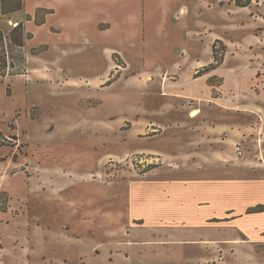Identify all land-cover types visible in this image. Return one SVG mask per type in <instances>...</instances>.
<instances>
[{"label": "rangeland", "instance_id": "rangeland-1", "mask_svg": "<svg viewBox=\"0 0 264 264\" xmlns=\"http://www.w3.org/2000/svg\"><path fill=\"white\" fill-rule=\"evenodd\" d=\"M22 1L0 0V28L8 38L19 23L16 17ZM207 3L209 9L203 2L202 9L209 11L203 14L210 24L224 22L230 27L232 21L239 22L242 39L226 43L211 36L204 53L207 66L194 75L168 77L182 91L194 79L206 88L200 99L195 98L200 100L201 114L191 127L178 120H190L188 111L194 100L177 96L184 99L175 101L183 108L170 109L166 107L172 99L168 92L144 77L121 78L102 90L75 85L76 80L92 77L103 66L102 60L83 58L75 66L65 63L61 74L39 70L30 74L29 66H45L44 61L29 59L45 47L32 44L33 34L29 37L25 28L26 50H21L26 66L21 73L0 76V184L5 186L0 189L1 211H9L11 198L19 197L28 182L41 185L45 177L54 175L42 166H68L55 173L62 184L69 177L60 173L70 176L71 169L78 172L71 173L69 181L82 178L122 186L132 199L125 221L131 229L129 242L102 245L115 250L111 261L94 254L92 248L68 251L59 246L44 250L48 252L41 257L33 256L31 264H60L59 255L64 252L71 257L81 253L85 264H252L242 256L249 251L247 244L225 239L264 231V212H249L257 202H264V0ZM191 47L196 49L195 44ZM197 47L203 50L202 45ZM213 64L217 66L212 68ZM205 118L224 122V127L217 130L209 123L205 134L210 138L200 137ZM153 121L166 122L164 131ZM197 122L200 127L195 128ZM221 150L228 165L214 155ZM96 213L94 223L102 225ZM72 228L70 223L63 226L66 232ZM171 235L180 242L169 241ZM206 239L219 244H206ZM126 256L129 259L124 262ZM254 256L264 263V250ZM71 259L72 264H79L78 257Z\"/></svg>", "mask_w": 264, "mask_h": 264}, {"label": "crops", "instance_id": "crops-1", "mask_svg": "<svg viewBox=\"0 0 264 264\" xmlns=\"http://www.w3.org/2000/svg\"><path fill=\"white\" fill-rule=\"evenodd\" d=\"M208 1L23 0L22 9L17 13L16 20L23 22L27 32L33 34L32 44L45 47L41 54L29 57L44 61L45 66H29L27 72L31 74L34 70H39L41 74H61L65 63L75 66L83 58L92 62L102 60L103 66L97 67L92 77L75 79L77 81L75 85H86L102 90L121 78L144 77L145 81L157 82L163 92H168L169 97L173 99L166 105L170 109L183 108L181 101L184 99H178L177 96H187L194 100L192 110L188 111L190 120H178L183 124L190 123L191 127L193 124L191 122L201 114L198 99L201 97L200 92L206 88L199 86L196 83L198 80L194 79L188 81L189 84L182 87L188 88L182 91L180 86L174 85L175 82L168 77L194 75L200 68L207 66L209 60L204 57V53L208 52L207 40L211 39V36L214 35L215 39L220 38L226 43H235L242 39L239 35V22L232 21L230 27L224 22L215 26L210 24L207 15L204 16L209 11L202 9V2L205 4L204 8L209 9ZM224 26L230 29H225ZM227 32H230V35L224 34ZM191 44H195L196 49H192ZM198 44L200 47L203 46V50H199ZM116 76L121 77L113 79ZM195 98H198V101ZM177 100L181 103L175 102ZM201 121L205 123V129L200 131L202 132L200 137L210 138L206 135L209 133L206 132L209 123L211 128L217 130L224 125V122H208L206 118ZM153 123L159 125L160 131H164L166 122ZM195 125V128L200 127V122ZM223 134L225 135L224 129ZM214 155H217L221 163L227 164L223 162L226 159L222 160L225 156L222 150ZM63 167L68 166L57 165L56 168L42 166V169L46 173L48 171L56 173ZM69 171L71 176L75 170ZM91 171L93 169H87L88 173ZM55 173L45 177V180L42 178L41 185L40 182L39 184L28 182L27 188L19 197L11 192L12 186L6 187L15 196L11 198L9 211L4 212L0 208V216L4 218L0 221V226L6 227L5 230L0 228V240L4 243V247L0 248V256L3 257L0 261L5 264H31L33 256L41 257L43 252H48L44 250L51 251L52 248L59 246H64L68 251L79 250V246L84 249L92 248L94 254L97 253L111 261L115 250L110 246L102 247L103 243L130 240L131 229L126 226L125 221L128 219L132 199L127 189L82 178L69 181L72 176H66L65 173L60 174L69 179L62 184L58 182ZM1 188L5 186L0 184ZM16 209L19 212L13 211ZM95 213L101 216L102 225L97 226L94 223ZM65 216L68 219L63 220ZM91 222L94 226L92 224L90 226ZM68 223L74 228L66 232L63 226ZM80 225L86 227L82 228ZM236 234L233 238L225 240L232 244H247L249 251H244L242 256L250 259L252 264H264L254 260V254L264 250V231L253 230L246 236ZM171 236L174 237L167 236L171 238L169 241L180 242L175 235ZM93 237L97 242L85 241V238ZM205 241L206 244L213 243L215 246L219 244L214 239ZM73 243H77L78 247ZM92 243L99 244L96 246ZM235 252L237 258L238 251L235 249ZM80 254L71 257L64 252L59 255L60 264H72L71 258L75 257H78L76 260L79 264H85ZM127 259L129 257L126 256L124 262Z\"/></svg>", "mask_w": 264, "mask_h": 264}, {"label": "trees", "instance_id": "trees-1", "mask_svg": "<svg viewBox=\"0 0 264 264\" xmlns=\"http://www.w3.org/2000/svg\"><path fill=\"white\" fill-rule=\"evenodd\" d=\"M24 32L25 26L23 22H19L13 28L12 34L9 38L4 34L3 30L0 28V76H5L7 75V73L9 74L10 72L12 74L21 73V71L24 69L23 64L26 66V54L24 53V51L21 50V47H24L26 50V42L23 36ZM28 35L29 37L32 36L31 33H28ZM220 63L221 60H218L217 64ZM211 66L212 68H214L217 65L213 64ZM255 211H264V204H258L257 206L249 209V212Z\"/></svg>", "mask_w": 264, "mask_h": 264}]
</instances>
